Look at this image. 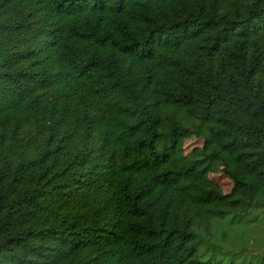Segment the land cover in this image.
I'll return each instance as SVG.
<instances>
[{
	"label": "trees",
	"instance_id": "16d2710c",
	"mask_svg": "<svg viewBox=\"0 0 264 264\" xmlns=\"http://www.w3.org/2000/svg\"><path fill=\"white\" fill-rule=\"evenodd\" d=\"M0 264H264V0H0Z\"/></svg>",
	"mask_w": 264,
	"mask_h": 264
},
{
	"label": "rangeland",
	"instance_id": "374dc122",
	"mask_svg": "<svg viewBox=\"0 0 264 264\" xmlns=\"http://www.w3.org/2000/svg\"><path fill=\"white\" fill-rule=\"evenodd\" d=\"M201 146L199 143H193V141L191 139L187 140L186 141V144H185V154L188 156V155H191L192 153H196L198 156H200L201 154ZM194 155V154H193ZM199 160H203L205 159V157L201 156L198 158ZM213 168V166H212ZM214 170L215 171H218L219 170V167L217 165L214 166Z\"/></svg>",
	"mask_w": 264,
	"mask_h": 264
}]
</instances>
